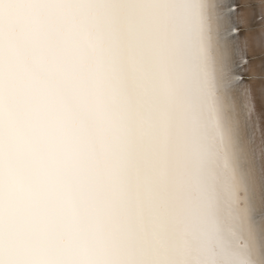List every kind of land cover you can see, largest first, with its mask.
<instances>
[{
  "label": "snow or ice",
  "instance_id": "obj_1",
  "mask_svg": "<svg viewBox=\"0 0 264 264\" xmlns=\"http://www.w3.org/2000/svg\"><path fill=\"white\" fill-rule=\"evenodd\" d=\"M0 264H264V0H0Z\"/></svg>",
  "mask_w": 264,
  "mask_h": 264
}]
</instances>
